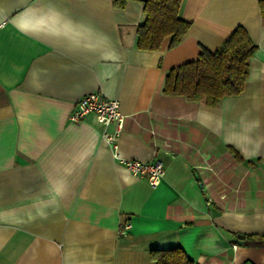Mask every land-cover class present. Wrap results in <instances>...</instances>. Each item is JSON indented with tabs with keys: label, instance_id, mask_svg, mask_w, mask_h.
Returning a JSON list of instances; mask_svg holds the SVG:
<instances>
[{
	"label": "crops",
	"instance_id": "0c3cea01",
	"mask_svg": "<svg viewBox=\"0 0 264 264\" xmlns=\"http://www.w3.org/2000/svg\"><path fill=\"white\" fill-rule=\"evenodd\" d=\"M259 0H183L174 48H136L142 4L0 0V264H154L180 247L196 264H264V16ZM257 50L238 96L216 107L162 93L166 73L238 27ZM118 100L115 124L68 120L85 95ZM131 224L125 236L120 225Z\"/></svg>",
	"mask_w": 264,
	"mask_h": 264
},
{
	"label": "trees",
	"instance_id": "16d2710c",
	"mask_svg": "<svg viewBox=\"0 0 264 264\" xmlns=\"http://www.w3.org/2000/svg\"><path fill=\"white\" fill-rule=\"evenodd\" d=\"M128 2L142 4L143 19L136 29L137 49L158 51L167 38L169 49L181 42L189 28V23L180 17L183 0H112V6L123 10ZM258 6L264 16V0H259ZM256 50L247 30L238 26L214 52L201 49L197 59L170 69L164 77L162 93L216 107L223 98L243 91L249 61ZM246 238L264 240V233ZM150 258L154 264H196L180 247L152 250Z\"/></svg>",
	"mask_w": 264,
	"mask_h": 264
},
{
	"label": "built area",
	"instance_id": "2783aa9c",
	"mask_svg": "<svg viewBox=\"0 0 264 264\" xmlns=\"http://www.w3.org/2000/svg\"><path fill=\"white\" fill-rule=\"evenodd\" d=\"M93 115L95 120L104 126L115 124L112 133L104 132L102 138L108 146L114 149L113 157L134 176L143 177L152 188L160 185L165 175V168L162 161L155 153L151 162H140L135 160H124L117 153V137L123 130L125 116L121 113L118 100H109L100 92H92L82 97L68 115L71 123H79L87 116ZM131 229V224L120 225L117 229L118 236H125Z\"/></svg>",
	"mask_w": 264,
	"mask_h": 264
}]
</instances>
